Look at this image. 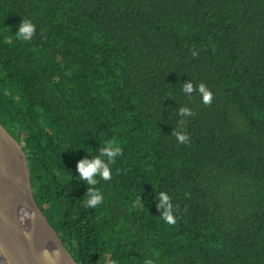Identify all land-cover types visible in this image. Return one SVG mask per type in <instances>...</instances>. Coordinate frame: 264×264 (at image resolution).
<instances>
[{"label": "trees", "instance_id": "obj_1", "mask_svg": "<svg viewBox=\"0 0 264 264\" xmlns=\"http://www.w3.org/2000/svg\"><path fill=\"white\" fill-rule=\"evenodd\" d=\"M0 123L78 264H264V0H0ZM102 139L121 154L86 208L76 165Z\"/></svg>", "mask_w": 264, "mask_h": 264}, {"label": "water", "instance_id": "obj_2", "mask_svg": "<svg viewBox=\"0 0 264 264\" xmlns=\"http://www.w3.org/2000/svg\"><path fill=\"white\" fill-rule=\"evenodd\" d=\"M0 264H78L42 211L33 168L0 123Z\"/></svg>", "mask_w": 264, "mask_h": 264}, {"label": "clouds", "instance_id": "obj_3", "mask_svg": "<svg viewBox=\"0 0 264 264\" xmlns=\"http://www.w3.org/2000/svg\"><path fill=\"white\" fill-rule=\"evenodd\" d=\"M35 31V26L28 19H21L18 25L15 35L17 38L27 41L32 38ZM195 55V52H193ZM187 94H192L194 91L200 94L202 103H211L212 92L203 83H199L193 86L191 81L183 82V88ZM192 110L186 106H182L178 110V115L182 117L191 116ZM178 125H182V121H177ZM173 135L180 143H187L188 135L182 130L173 129ZM103 144L98 149V154H90L91 158H82L77 162L76 172L78 173V179L83 181L87 185L86 194L84 199V206L86 208H95L99 206L104 200V196L99 189L95 187L99 180H108L113 175V169L111 165L114 164L116 158L121 154V147L115 140L102 139ZM155 199L157 201L156 207L160 210L159 216L165 223H175V216L173 214V204L168 193L164 190L156 192ZM108 253L105 252L103 257L100 258L101 264H118L116 259L111 261L107 260ZM143 264H154L152 258L145 257Z\"/></svg>", "mask_w": 264, "mask_h": 264}, {"label": "bare ground", "instance_id": "obj_4", "mask_svg": "<svg viewBox=\"0 0 264 264\" xmlns=\"http://www.w3.org/2000/svg\"><path fill=\"white\" fill-rule=\"evenodd\" d=\"M3 194H2V188H1V185H0V203H2L3 205H6L7 203H6V197H3L2 196Z\"/></svg>", "mask_w": 264, "mask_h": 264}]
</instances>
